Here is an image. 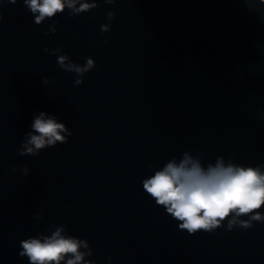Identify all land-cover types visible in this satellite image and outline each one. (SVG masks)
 I'll return each mask as SVG.
<instances>
[{"label":"water","instance_id":"water-1","mask_svg":"<svg viewBox=\"0 0 264 264\" xmlns=\"http://www.w3.org/2000/svg\"><path fill=\"white\" fill-rule=\"evenodd\" d=\"M0 14V264H29L19 242L61 223L97 264H264V225L189 235L142 186L150 166L184 151L264 163V5L118 0L58 15L48 36L51 21L36 25L22 0ZM57 46L73 62L95 60L83 84L43 51ZM39 111L74 135L19 156ZM23 164L28 176L13 171ZM41 206L43 221L32 219Z\"/></svg>","mask_w":264,"mask_h":264},{"label":"clouds","instance_id":"clouds-1","mask_svg":"<svg viewBox=\"0 0 264 264\" xmlns=\"http://www.w3.org/2000/svg\"><path fill=\"white\" fill-rule=\"evenodd\" d=\"M19 0H0V7L15 5ZM118 0H22L23 6L34 16V23L41 25L51 21L43 35H55L56 19L67 11L69 18L93 12L101 4L115 5ZM244 4L264 5V0H242ZM116 12L108 11L107 23L100 25L101 34L112 29ZM93 18L95 15L93 14ZM0 19H3L0 14ZM102 43H108L105 38ZM45 53L57 57V66L74 73V85L84 82V76L96 67L92 56L85 57V63L73 62L62 47H45ZM44 85L52 81L42 78ZM52 96L53 93L48 92ZM259 119L264 120V109L259 110ZM74 135L60 117L45 111L33 113L29 130L17 149L19 156L38 157L41 151L57 144H67ZM207 154L184 151L179 159L172 156L162 167L150 166L153 173L142 180L143 190L162 207L166 214L178 222V229L189 235L198 232L214 233L223 228L233 231L237 228L252 229L255 224L264 225V163L255 166L236 163L231 156L227 159L217 155L214 162L204 161ZM13 171L29 175L27 164ZM72 206L69 205L71 210ZM43 206L32 219L43 221ZM21 258L27 257L29 264H97L93 259L94 250L87 239L70 235L67 225L52 224L45 232L30 236L19 242ZM107 260L112 261L109 255Z\"/></svg>","mask_w":264,"mask_h":264}]
</instances>
